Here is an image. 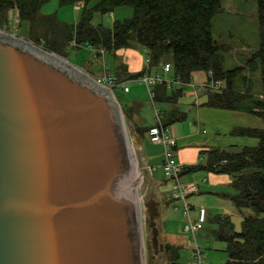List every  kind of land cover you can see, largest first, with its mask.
Listing matches in <instances>:
<instances>
[{
    "label": "water",
    "instance_id": "obj_1",
    "mask_svg": "<svg viewBox=\"0 0 264 264\" xmlns=\"http://www.w3.org/2000/svg\"><path fill=\"white\" fill-rule=\"evenodd\" d=\"M134 152L113 90L0 31V264H147L144 220L163 253Z\"/></svg>",
    "mask_w": 264,
    "mask_h": 264
},
{
    "label": "trees",
    "instance_id": "obj_2",
    "mask_svg": "<svg viewBox=\"0 0 264 264\" xmlns=\"http://www.w3.org/2000/svg\"><path fill=\"white\" fill-rule=\"evenodd\" d=\"M52 0H0V29L10 23L9 13H18V24H28V36L51 52L67 57L63 47L73 42L88 45L104 53L112 49H121L137 40L145 49L148 67L130 78L139 79L146 73L158 72L165 56H172V77L190 84L194 75L205 72L208 83L222 81L225 83L219 90L208 89L207 100L203 105L227 110H243L257 114L264 119V0L258 3L259 45L258 49L246 61L245 66L225 70L221 52L229 50L226 45L218 44L213 38L214 18L224 11L222 0H59L62 5L83 3L81 19L77 25H68L57 16L41 14L42 7ZM130 6L134 15L130 19L116 21L112 28L92 22L95 14H107L117 7ZM51 28V32L45 27ZM40 28H46L43 38L36 36ZM259 63L261 72V97L255 98L249 91L235 88L237 78L245 69L255 70ZM166 64V63H165ZM244 78V77H243ZM169 88L167 84L158 85L154 90V100L177 105L184 95V87ZM124 109V108H123ZM125 110V109H124ZM132 112L138 111L131 108ZM162 116L166 127L187 119V113L177 109H168ZM134 122L133 140L142 139L152 126L139 125L131 113ZM237 134L259 139L254 147H244L240 151L230 152L214 149L210 151L213 159L207 166H193L189 171L207 169L219 174H227L238 190L231 196L239 211L252 209L254 214L244 215L242 231H224L231 225V218L218 217L223 225L217 238L227 242L229 260L226 264H264V129L240 128ZM136 140V143H137ZM170 255V264H178L179 249L166 244Z\"/></svg>",
    "mask_w": 264,
    "mask_h": 264
},
{
    "label": "rangeland",
    "instance_id": "obj_3",
    "mask_svg": "<svg viewBox=\"0 0 264 264\" xmlns=\"http://www.w3.org/2000/svg\"><path fill=\"white\" fill-rule=\"evenodd\" d=\"M222 5L224 11L218 14L213 20V38L218 44L228 47L229 50L221 52V55L225 70H233L245 66L246 61L258 49V3L257 0H222ZM83 6V3H78L77 5H62L59 0H52L42 7L41 14L45 16H57L63 23L73 26L79 23L82 14L81 8ZM133 15L134 9L132 7H117L113 12L104 15L100 13L95 14L92 24L95 27L102 24L105 27L112 28L116 21L130 19ZM9 16L10 23L6 26L7 28L0 29V31L17 38L28 40L36 46L49 51L40 44L26 39L29 26L25 22L22 26L18 24L19 19L16 11L10 12ZM45 27L52 33L51 28ZM46 28L38 29L36 36L43 38L44 33L47 31ZM63 49L67 57L51 51L49 52L63 58L87 74L91 73V76L92 74H101L99 79L104 77L105 72L114 75H124L130 78L134 74H139L144 67H148L145 49L137 40H132L130 44L124 48L108 50L105 53L102 50L92 48L86 44L78 45L76 42H73L66 48L63 47ZM167 62L172 63L171 55L165 56L164 62L159 68L161 74H163V65ZM256 66L255 70L249 68L245 69L243 75L237 78L235 88L239 91H249L255 98H260L262 84L258 62ZM173 72L172 69L170 73L173 74ZM207 84V74L205 72H198L194 75L190 84L183 86V82L180 81L178 84L174 85V88L177 89L184 87V95L180 98L177 105H174V108L173 106H169L168 109L173 108L186 112L188 114V119L183 123L170 126V135H172V133L182 135L191 131L193 126L198 127V123L200 122L198 121V109L200 110V108H203L205 110H210L208 106L203 105L207 100ZM223 86H225L224 82ZM129 87L131 90L130 93L115 91V95L121 106L125 109H123V112L128 129L131 133L139 173H143L142 161L148 163L150 167L156 168L154 175L149 176L154 182H157L159 186H151L147 191L158 195L162 210L159 228L161 232L160 242L165 245V252L153 258L150 256L154 254V252L149 243V233L146 226L148 221L144 220V222H146L144 224V232L147 249V264H170V255L166 250V244H174L172 246L179 249L178 264L198 263L196 257L197 251H200L202 254L203 264H226L229 260L227 242L217 238V232H220L223 228V225L218 223V220L215 221V218L207 220L204 224V228L196 233L197 240H195L192 234L186 231L189 220L184 215V203L182 200L176 199L174 183L166 176L163 168L164 161L166 160L164 145L154 144L150 140H139V143L136 144L137 139L133 140L132 132L136 129L131 123V113L139 125L145 127L155 125L158 120L157 111H159L161 116H164L166 104L154 100L146 84L138 79L131 80L129 82ZM197 96H199V102L202 103L200 108L195 107V105H197ZM132 107L136 108L138 111L132 112ZM217 109L230 113L231 115L228 117V120L232 122L227 124V120L220 117L219 120H217V126L213 123L210 128L207 129L203 124V129L209 130L210 134L217 131L220 122L221 124L225 123V129L228 128V132L220 134V136H223L222 145L218 146L217 149L237 152L246 146L258 145L259 139L237 134L235 130L240 128L264 129V119L261 116L243 110ZM234 121H238L239 123ZM137 138L141 137L138 136ZM174 158L178 160L176 155H174ZM205 163L206 157L204 156L200 160V165ZM205 174L206 171L202 169L195 172L183 170L181 174V182L185 185L189 184L191 181H196L201 185V192L199 194H191L188 197L189 203L195 206V209L192 210V218L194 220L198 219L199 208L204 207L209 211L213 207L214 210L218 211L219 215L217 216L223 218L230 216L231 218V225H226L224 231L231 232L230 226L234 227V231H242L244 215L254 214L252 209L239 211V208L231 198V196L238 194V190L232 183L231 186L233 187H226V189H209L210 187L204 182L203 178L201 179ZM137 186L143 196L147 187V181L143 179L138 180ZM147 193L144 196L145 199L150 197ZM221 194H227L228 196H223ZM228 205H230V210L224 211L223 208ZM166 224L168 230H166Z\"/></svg>",
    "mask_w": 264,
    "mask_h": 264
},
{
    "label": "crops",
    "instance_id": "obj_4",
    "mask_svg": "<svg viewBox=\"0 0 264 264\" xmlns=\"http://www.w3.org/2000/svg\"><path fill=\"white\" fill-rule=\"evenodd\" d=\"M100 75L92 74V76L95 78H99ZM115 76L119 77L120 75H115ZM121 76H124V75H121ZM165 77L171 78L172 74L169 73V75H165ZM130 92H131V90H130ZM201 105H202V103L199 102V96H197V105H195V107L200 108ZM168 108L169 107L166 106V110H168ZM173 108H174V106H173ZM173 108H171V109H173ZM208 109H210V110H205L203 108H200V110L198 109V121H200L198 123V127L193 126L191 128V131H188L187 133H184L182 135H177L174 133H172V135H171L177 141V146L173 150V155H176V157H178L177 162L181 167V174L183 173V170H189L188 168H190V167L200 165V160L204 156L206 157V163L203 165H200V166H207L209 164V162L213 159V156L211 155L210 151L217 149L218 146L222 145L223 136H220V134H224V133L229 131L228 128L225 129V123L221 124V122H220V125L217 127L218 128L217 131L213 134L212 133L210 134L209 130H207V129L210 128L211 124H213V123L217 126V120H219L220 117H223L225 120H227V124H230L232 122L230 120H228V117H230V115H231L230 113L222 111V110H218L217 108H212V107H208ZM187 119H188V114H187ZM185 121L177 122V123H183ZM234 122H238V121H234ZM177 123H175V124H177ZM132 124H134L133 121H132ZM203 124H204V127H207V129H203ZM150 126H153V125H150ZM139 140H149V139L147 138V135H146V138L138 139L137 143H139ZM246 147H254V146H246ZM142 169H143V174L145 175V177L147 175L146 179L149 181V187L159 186L158 183L154 182L152 180V178L149 176V175H151V176L154 175L156 168L150 167L148 163H146V162L144 163L142 161ZM202 170L206 171V174L203 177H201V179L203 178L204 182H206V184L210 187L209 189H215V188L216 189H220V188L226 189V187H228V188L233 187V186H231V183H232L231 176H229L227 174H219V173H216L213 171H209L207 169H202ZM197 178H198V175H197ZM187 185L197 186L198 191L196 193H193V194H197V193L199 194L201 192V190H200L201 185L199 183H197L196 181H191ZM147 192H146L147 195H150V196L154 195L158 198V195L156 193H150L149 191H147ZM221 195L228 196L227 194H221ZM158 200H159V198H158ZM188 203H189V201H188ZM192 208L195 209V206H192ZM223 209H224V211L230 210V205L225 206V208H223ZM224 211H220V212H224ZM207 212H208L207 220L215 218L214 220L217 221V219L219 217V216H217V215H219L217 210H214V208L212 207L209 211L207 210ZM160 223H161V221H160ZM166 230H168L167 224H166ZM171 245H174V244H171Z\"/></svg>",
    "mask_w": 264,
    "mask_h": 264
},
{
    "label": "built area",
    "instance_id": "obj_5",
    "mask_svg": "<svg viewBox=\"0 0 264 264\" xmlns=\"http://www.w3.org/2000/svg\"><path fill=\"white\" fill-rule=\"evenodd\" d=\"M172 71L171 63H166L163 65V74L167 75ZM159 72L155 73H146L141 76L138 80L146 84L150 95L154 97V90L158 85L167 84L169 88H172L173 85L178 84L180 81H176L173 77L166 78ZM100 83L104 84L111 90L123 91L125 93L130 92L129 82L132 79H120L114 74L105 72L103 78H96ZM223 86V82L216 80L211 81L206 85L207 89L219 90ZM157 122L153 125L147 133V138L154 144L164 145L166 151V160L164 161L163 168L166 176L173 181L175 188V197L176 199L182 200L184 203V215L188 218L189 224L186 227V230L192 234L196 239V233L204 228V224L207 222L208 212L204 207L199 208V216L197 220L192 218V206L188 203V196L190 194L196 193L198 191L197 186L195 185H185L181 182V167L178 164L177 160L174 158L173 150L177 146V141L170 135L169 129L164 125L162 117L157 111ZM198 263H202V254L200 251H197L196 255Z\"/></svg>",
    "mask_w": 264,
    "mask_h": 264
},
{
    "label": "bare ground",
    "instance_id": "obj_6",
    "mask_svg": "<svg viewBox=\"0 0 264 264\" xmlns=\"http://www.w3.org/2000/svg\"><path fill=\"white\" fill-rule=\"evenodd\" d=\"M165 125V124H164ZM168 129H169V127H167ZM170 133V132H169ZM137 172L139 173V170H137ZM139 174H142L141 172L139 173ZM141 179H143V178H139V180H141ZM141 182V181H140ZM160 235H161V232H160ZM164 247H165V245H164ZM165 252V251H164Z\"/></svg>",
    "mask_w": 264,
    "mask_h": 264
},
{
    "label": "flooded vegetation",
    "instance_id": "obj_7",
    "mask_svg": "<svg viewBox=\"0 0 264 264\" xmlns=\"http://www.w3.org/2000/svg\"><path fill=\"white\" fill-rule=\"evenodd\" d=\"M150 256L153 258L154 254H151Z\"/></svg>",
    "mask_w": 264,
    "mask_h": 264
}]
</instances>
